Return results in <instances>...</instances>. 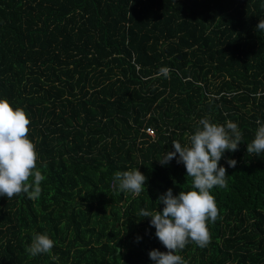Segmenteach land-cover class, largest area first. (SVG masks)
<instances>
[{
	"label": "trees",
	"instance_id": "16d2710c",
	"mask_svg": "<svg viewBox=\"0 0 264 264\" xmlns=\"http://www.w3.org/2000/svg\"><path fill=\"white\" fill-rule=\"evenodd\" d=\"M261 19L264 0H0V99L29 118L45 177L35 200L0 196V264H154L149 252L168 250L139 212L192 190L184 164L159 161L203 118L236 123L242 140L218 162L227 187L210 190L208 245L176 254L264 264V153H247L264 124ZM134 168L146 177L136 196L113 179ZM36 233L54 245L31 257Z\"/></svg>",
	"mask_w": 264,
	"mask_h": 264
},
{
	"label": "clouds",
	"instance_id": "9594fccd",
	"mask_svg": "<svg viewBox=\"0 0 264 264\" xmlns=\"http://www.w3.org/2000/svg\"><path fill=\"white\" fill-rule=\"evenodd\" d=\"M264 32V19L256 27ZM171 69L161 67L157 75L169 78ZM255 133V139L247 144V153L260 155L264 153V124ZM30 120L25 112L13 109L6 99H0V196L8 199L21 193L31 200L37 199L41 192V181L45 177L37 169V153L34 144L28 138ZM200 127L190 136V143L182 146L173 141L174 151L167 152L159 161L168 164L176 158L177 164H184L187 177L192 178V190L181 191L174 195L169 189L160 195L157 204L163 205L161 211L141 210V217H150V226L156 229V237L168 250L160 252L152 250L149 258L154 264H186L183 258L176 254L185 246L194 242L204 248L210 241L208 222H215L218 209L210 190L215 186L227 187V175L224 167H218L225 151L235 152L242 140V133L236 123L227 121L226 125L211 123L208 118L199 121ZM178 156V158H177ZM227 164L235 168L237 161L229 159ZM47 167V163L43 164ZM32 181L29 182V178ZM121 192L139 195L143 189L146 177L137 168L131 171L116 172L113 177ZM140 238L137 237V240ZM54 242L47 234L36 233L25 252L31 257L49 253ZM119 249V254H120Z\"/></svg>",
	"mask_w": 264,
	"mask_h": 264
},
{
	"label": "built area",
	"instance_id": "2783aa9c",
	"mask_svg": "<svg viewBox=\"0 0 264 264\" xmlns=\"http://www.w3.org/2000/svg\"><path fill=\"white\" fill-rule=\"evenodd\" d=\"M147 133L151 136H155V132L152 129H147Z\"/></svg>",
	"mask_w": 264,
	"mask_h": 264
},
{
	"label": "bare ground",
	"instance_id": "6f19581e",
	"mask_svg": "<svg viewBox=\"0 0 264 264\" xmlns=\"http://www.w3.org/2000/svg\"><path fill=\"white\" fill-rule=\"evenodd\" d=\"M66 72V71H65Z\"/></svg>",
	"mask_w": 264,
	"mask_h": 264
}]
</instances>
